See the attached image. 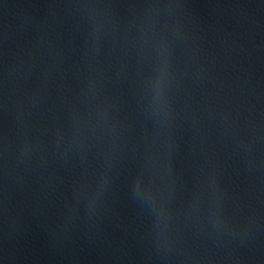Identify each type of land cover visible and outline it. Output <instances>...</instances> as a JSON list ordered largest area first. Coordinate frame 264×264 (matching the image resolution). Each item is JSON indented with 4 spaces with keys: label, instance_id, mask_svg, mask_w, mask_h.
<instances>
[{
    "label": "water",
    "instance_id": "water-1",
    "mask_svg": "<svg viewBox=\"0 0 264 264\" xmlns=\"http://www.w3.org/2000/svg\"><path fill=\"white\" fill-rule=\"evenodd\" d=\"M0 264H264V0H0Z\"/></svg>",
    "mask_w": 264,
    "mask_h": 264
}]
</instances>
